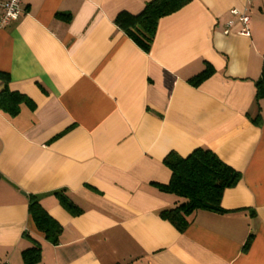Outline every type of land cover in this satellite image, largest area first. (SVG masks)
<instances>
[{"label": "crops", "instance_id": "obj_1", "mask_svg": "<svg viewBox=\"0 0 264 264\" xmlns=\"http://www.w3.org/2000/svg\"><path fill=\"white\" fill-rule=\"evenodd\" d=\"M151 1L21 0L0 29V89L22 98L16 114L0 108V264L34 248V264H264V0H191L159 20L146 52L116 18ZM247 7L243 37L231 11ZM198 148L240 178L222 213L194 212L181 232L161 216L179 202L158 188L163 161Z\"/></svg>", "mask_w": 264, "mask_h": 264}, {"label": "trees", "instance_id": "obj_2", "mask_svg": "<svg viewBox=\"0 0 264 264\" xmlns=\"http://www.w3.org/2000/svg\"><path fill=\"white\" fill-rule=\"evenodd\" d=\"M190 1L152 0L138 15L119 14L116 23L125 30L129 38L147 52L159 20L181 10ZM212 74L213 68L206 64L205 68L188 82L197 87ZM255 89V102L258 105V102L264 99V66L260 78L255 82ZM21 99L19 95L5 91V88L0 89V108L12 115L18 112ZM260 120L258 115L253 122L258 123ZM163 163L171 172V178L167 185H160L158 188L176 196L179 202L173 208L161 211V216L181 232L188 224L187 217L194 212L205 210L222 213L220 203L224 191L234 187L240 178L238 172L222 162L214 152L204 148L195 149L186 157L171 152L164 158ZM29 213L37 229L44 233L46 238L55 241L59 226L37 201L31 200ZM247 246L248 244L243 251L247 250ZM38 259L39 248L24 253L25 264H34Z\"/></svg>", "mask_w": 264, "mask_h": 264}, {"label": "built area", "instance_id": "obj_3", "mask_svg": "<svg viewBox=\"0 0 264 264\" xmlns=\"http://www.w3.org/2000/svg\"><path fill=\"white\" fill-rule=\"evenodd\" d=\"M0 8L2 10L0 15V29L19 20L22 12L21 0H4L0 5ZM231 14L236 17V22L239 24L237 34L243 37H250L251 33L249 27L251 23V15L248 7L243 10L233 9ZM234 25V21L229 22L225 26L223 33L225 35L229 34Z\"/></svg>", "mask_w": 264, "mask_h": 264}]
</instances>
